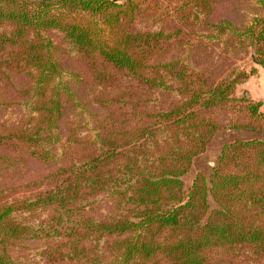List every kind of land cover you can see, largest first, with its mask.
Masks as SVG:
<instances>
[{"label":"trees","instance_id":"trees-1","mask_svg":"<svg viewBox=\"0 0 264 264\" xmlns=\"http://www.w3.org/2000/svg\"><path fill=\"white\" fill-rule=\"evenodd\" d=\"M219 1L178 8L264 66V0H239L256 6L242 23L208 20ZM141 12L140 0H0V78H28L0 99V148L16 154L0 156V264H264V140L226 144L188 190L182 178L220 129L264 128L261 101L235 95L250 73L213 79L187 48L166 59L181 28L135 29ZM53 31L87 62L100 112ZM18 156L39 173L4 174Z\"/></svg>","mask_w":264,"mask_h":264},{"label":"rangeland","instance_id":"rangeland-1","mask_svg":"<svg viewBox=\"0 0 264 264\" xmlns=\"http://www.w3.org/2000/svg\"><path fill=\"white\" fill-rule=\"evenodd\" d=\"M140 1L142 12L138 15L133 25L135 29L164 30L167 33L181 28L180 38L176 41L175 46L169 48L170 52L167 54L166 59L179 56L187 48L190 56V67L207 76H212L213 79L220 80L235 68L247 71L250 73L249 78L236 87L235 95L238 97L245 95L256 101H261V111L264 113V66L255 61V49L253 47L228 50L221 42L212 43L207 39H203L202 28L194 20L185 21L183 16H181L178 8L179 0ZM255 11L256 6L252 2L223 0L214 5L213 14L208 20L219 21V19H227L233 23H242L249 21ZM50 35L58 46L55 50V55L64 68L81 74L80 80L74 82V88L81 98L91 100L92 111L100 112L99 108L92 102L97 89V80L94 78L92 71L90 75L87 62L80 56L68 53L58 33L53 31ZM164 56H159L158 60ZM0 79V99L6 103L16 99L21 85H24L28 80L25 75H15L13 73H10L9 78ZM3 112L6 115L5 117L12 112L15 113L16 117H19L21 110L14 107L13 109H5ZM218 115L220 120H226L223 113H218ZM2 120L0 115V122ZM253 138L264 140V128L259 130L225 128L217 131L206 151L193 159L188 172L182 177L185 189L191 188L197 173L203 172L207 176L210 175L226 144L235 139L246 140ZM13 155L16 154L0 148V156ZM11 160L14 165L8 166L9 162H6L5 167L8 170L4 172L11 179L12 176H14V180H17L30 174L36 176L39 173L40 167L32 166L31 163L27 164L24 161L25 159L20 158V156L16 157V160Z\"/></svg>","mask_w":264,"mask_h":264}]
</instances>
